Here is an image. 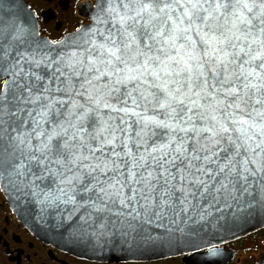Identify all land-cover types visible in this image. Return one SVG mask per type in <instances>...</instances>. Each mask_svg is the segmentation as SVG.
Returning <instances> with one entry per match:
<instances>
[{"label":"snow or ice","instance_id":"6c2138e0","mask_svg":"<svg viewBox=\"0 0 264 264\" xmlns=\"http://www.w3.org/2000/svg\"><path fill=\"white\" fill-rule=\"evenodd\" d=\"M0 0V191L54 235L187 243L264 213V0H95L59 40Z\"/></svg>","mask_w":264,"mask_h":264},{"label":"flooded vegetation","instance_id":"af4514ba","mask_svg":"<svg viewBox=\"0 0 264 264\" xmlns=\"http://www.w3.org/2000/svg\"><path fill=\"white\" fill-rule=\"evenodd\" d=\"M35 14L39 32L49 40H59L86 25L83 9L95 0H24ZM215 264H258L264 252V228L223 243ZM206 250L150 261L95 262L79 258L46 244L19 221L6 195L0 191V264H205Z\"/></svg>","mask_w":264,"mask_h":264},{"label":"water","instance_id":"95a60500","mask_svg":"<svg viewBox=\"0 0 264 264\" xmlns=\"http://www.w3.org/2000/svg\"><path fill=\"white\" fill-rule=\"evenodd\" d=\"M24 3L26 4L25 1ZM28 9L29 7L24 9V11H28ZM82 13L89 19L90 22L92 13L89 10V6L84 8ZM36 27L38 28L37 20ZM6 197L12 210L17 215L19 221L33 235H35L38 239L45 242L46 244L58 247L59 249L82 259L102 263L122 261H150L197 253L206 250V248L200 246L195 248L191 247L187 243L169 244L167 242L160 241L139 245H128L117 242L114 246L111 243H107L104 244L103 247H100L94 246L92 243H89L87 241L71 239L67 235L61 238L58 235H54V233L50 230V226L48 224H45L38 219H29L23 216L22 208H18L13 203L12 199L9 198V196L6 195ZM263 228L264 213H256L252 217L235 221L226 229L218 230V238L214 241V243L219 246L223 243L249 235ZM258 264H264V252L260 255Z\"/></svg>","mask_w":264,"mask_h":264}]
</instances>
